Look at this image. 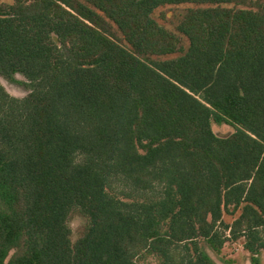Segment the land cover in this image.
<instances>
[{"label":"trees","instance_id":"1","mask_svg":"<svg viewBox=\"0 0 264 264\" xmlns=\"http://www.w3.org/2000/svg\"><path fill=\"white\" fill-rule=\"evenodd\" d=\"M230 1L0 2V76L28 90L0 83V264H217L201 242L239 237L261 264L264 10ZM180 3L209 5L185 50L152 17Z\"/></svg>","mask_w":264,"mask_h":264},{"label":"rangeland","instance_id":"2","mask_svg":"<svg viewBox=\"0 0 264 264\" xmlns=\"http://www.w3.org/2000/svg\"><path fill=\"white\" fill-rule=\"evenodd\" d=\"M13 0H0L2 3H12ZM209 6L207 4H193V3H180V4H165L155 8L152 12V17L156 22L163 26L168 32L175 35L179 39V45L182 50H185L188 46V40L181 33L176 30V25L179 21L187 14L197 8H203ZM222 7L229 9H251L253 11L264 10V0H232L228 3L221 4ZM112 31L115 34V38L124 43L120 33L112 25ZM180 54V51L174 52L159 57H153L154 59H169L174 58ZM15 78L20 81H25L22 75L15 74ZM0 83L3 85L5 90L15 96L23 97L27 94L28 90L17 83L10 82L0 76ZM211 128L217 136H227L233 132V128L227 124H216L211 123ZM238 212L234 215L224 214L223 222L231 223V221L237 216ZM87 223L86 217L82 216L77 210H73L68 217V224L70 227V240L74 243L81 235ZM243 238L239 237L235 240H227L221 250L216 253L211 250L205 242H201L203 248L209 254V256L217 264H250L249 253L243 248ZM14 253V249L8 251L6 260L9 259ZM261 264H264V255L260 254ZM138 264H156L155 259L151 256H146L139 259Z\"/></svg>","mask_w":264,"mask_h":264}]
</instances>
